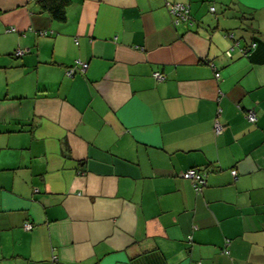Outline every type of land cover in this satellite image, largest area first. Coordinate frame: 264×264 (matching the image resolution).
<instances>
[{"label":"crops","instance_id":"0c3cea01","mask_svg":"<svg viewBox=\"0 0 264 264\" xmlns=\"http://www.w3.org/2000/svg\"><path fill=\"white\" fill-rule=\"evenodd\" d=\"M0 264H264V0H0Z\"/></svg>","mask_w":264,"mask_h":264},{"label":"built area","instance_id":"2783aa9c","mask_svg":"<svg viewBox=\"0 0 264 264\" xmlns=\"http://www.w3.org/2000/svg\"><path fill=\"white\" fill-rule=\"evenodd\" d=\"M210 12H213L214 9L213 8H209ZM168 13L171 16V20L172 23L174 25H177L179 23H188L189 21V12H188V6L182 4V3H172L168 6ZM45 34V33H44ZM231 37V36H230ZM255 47L254 44H251L248 49H244L242 50V54L245 55L246 52L248 50H252ZM24 52L21 50H16L14 52V54L16 56H21ZM86 63H83L79 60H76L74 62V66L68 70V75H72L73 74V69H77L80 71H84L86 69ZM153 77L155 80L157 81H162L164 79V76L162 74L159 73H154ZM219 77L218 73H215V78L217 79ZM244 116L246 118V120L250 123H255L256 122V116L255 113L253 111H246L244 113ZM223 127L218 123L215 122L214 124V134L215 136H219L222 133ZM231 175L233 176V178L235 177V172L232 171ZM182 177L186 180H189L192 184V188L194 189V191L196 193H200L205 187H206V179H205V174L202 172H198L194 169H189L186 170L183 174ZM32 229V225L29 223H24L23 224V230L25 231H31ZM226 253V251H225Z\"/></svg>","mask_w":264,"mask_h":264},{"label":"trees","instance_id":"16d2710c","mask_svg":"<svg viewBox=\"0 0 264 264\" xmlns=\"http://www.w3.org/2000/svg\"><path fill=\"white\" fill-rule=\"evenodd\" d=\"M41 9L47 11L51 18L62 22L65 19V9L69 0H37ZM253 50H248L245 55H249ZM189 170V169H188Z\"/></svg>","mask_w":264,"mask_h":264}]
</instances>
